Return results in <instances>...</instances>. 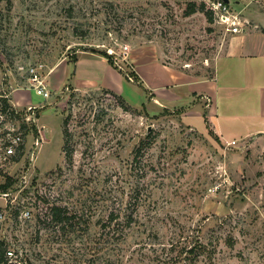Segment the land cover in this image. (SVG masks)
Here are the masks:
<instances>
[{
  "label": "rangeland",
  "instance_id": "obj_1",
  "mask_svg": "<svg viewBox=\"0 0 264 264\" xmlns=\"http://www.w3.org/2000/svg\"><path fill=\"white\" fill-rule=\"evenodd\" d=\"M207 1L0 0V96L21 109L38 106L36 126L46 133L17 206L31 210L19 234L30 264H264V71L249 87L217 96L218 114H233L221 124L234 144L215 138L207 121L202 130L200 117L188 119L191 127L179 110L154 109L133 76L128 82L122 75V98L68 85L82 52L113 51L128 73L123 46L151 52L192 78H213L233 37ZM237 1L249 4L229 0L234 12ZM193 2H203V11L187 14ZM64 61L70 64L62 81ZM32 69L48 99L28 90ZM36 126L22 131L24 151L5 163L0 184L27 167ZM53 205L82 221L63 232L48 221ZM117 206L132 211L135 223L126 228L121 217L113 236L106 219ZM9 225L5 236L16 238ZM193 246L205 252L189 253Z\"/></svg>",
  "mask_w": 264,
  "mask_h": 264
},
{
  "label": "crops",
  "instance_id": "obj_2",
  "mask_svg": "<svg viewBox=\"0 0 264 264\" xmlns=\"http://www.w3.org/2000/svg\"><path fill=\"white\" fill-rule=\"evenodd\" d=\"M258 1L249 0V4L244 5L240 1L236 2L241 6L238 11L242 12V17L249 25L243 33L232 35L225 53L215 62L213 78L198 80L161 63L151 52L130 51L127 62L131 64L140 88L150 96L154 109L179 110L183 122L191 127L195 126L188 119L200 117L204 124L203 112L206 111V121L214 137L219 141H233L227 139L229 131H224L221 124L222 120L233 114L230 111L228 113L227 109L218 114L215 101L219 92L230 94L238 88L249 87L254 74L264 71V0L263 4ZM257 4H261V7ZM74 58L70 70L73 75L68 84L70 87L77 91L102 89L122 98L123 74L106 58L92 52H82ZM68 64L64 61L62 81L69 74ZM136 65L139 66L138 71L143 72L136 73ZM12 101L18 103L14 99ZM263 103L264 94L261 101V113L264 114ZM211 117L215 118V125ZM202 130L207 131L205 124Z\"/></svg>",
  "mask_w": 264,
  "mask_h": 264
},
{
  "label": "built area",
  "instance_id": "obj_3",
  "mask_svg": "<svg viewBox=\"0 0 264 264\" xmlns=\"http://www.w3.org/2000/svg\"><path fill=\"white\" fill-rule=\"evenodd\" d=\"M207 3L214 15L215 22L224 29L225 33L236 35L245 31L248 22L242 17L241 11L234 12L229 4L223 2V0H208ZM128 53V46L121 47V61L123 64L127 63L125 66L126 69L128 67V73L123 72V66L119 65L116 59H113L112 62L113 66L121 74L123 73L127 81L133 82V77L129 74L132 70L131 65L127 62ZM108 54L112 56L113 51H109ZM28 82L30 85L28 90H33L36 95L44 99L49 98V92L38 72L33 69L28 71ZM38 109L39 107L34 105H27L21 109L9 98V95L0 96V174L2 171L4 172L5 163L11 157L17 152L24 151V132L22 131H25L27 126H36L35 112ZM19 122H21V126L17 125ZM36 134L37 136L27 149V167L14 180L11 179L13 177H8L13 181L10 189L5 191L0 189V264H30L27 250L19 244L22 241L19 234L23 232L26 223L31 218V210L26 206H22L17 211V206L19 205L18 200L21 199L24 191L30 186L29 182L34 171L33 166L37 151L46 140L45 131L37 126ZM231 143L234 144V141ZM11 222L17 228L18 234L16 238L8 239L5 234L10 228L9 224Z\"/></svg>",
  "mask_w": 264,
  "mask_h": 264
},
{
  "label": "trees",
  "instance_id": "obj_4",
  "mask_svg": "<svg viewBox=\"0 0 264 264\" xmlns=\"http://www.w3.org/2000/svg\"><path fill=\"white\" fill-rule=\"evenodd\" d=\"M204 7H205V4L203 2H201L199 4H196L194 2L190 3L187 14H192L194 12H202ZM91 52L95 53L94 51H91ZM98 54L101 55L102 57L106 58L109 61V63L113 66L112 56L106 54L105 52H100V51ZM73 59L75 60V58H73ZM130 76H133L134 78H136V76L132 72L130 73ZM136 80H137V78H136ZM204 121L206 122V120H204ZM64 151H65V149H64ZM12 185H13V181L10 178H7L5 183L0 186V189L3 191L8 190L11 188ZM132 206H133V212H135L134 210H136V205L133 204ZM126 210H127V207L122 208L119 206L110 210V212L107 216L106 222L109 226H110V224L113 225L112 230H111V232H113V236L116 233V230H118V228H119V225H118L119 221L118 220L121 217H123L124 221L126 222V224H125L126 228H130L132 226V224L135 223L134 218L132 216V214H133L132 211H131V213L126 215L124 213ZM80 216L81 215L77 216L76 213L70 214L66 207H61V206H57V205H55V206L53 205L47 209V217L49 219L48 220L49 223L59 225L60 228L63 230V232H65L66 227L71 228L72 224L76 223V221L78 222V220H81ZM101 226H103V228H106V225H101ZM70 231H72V229H70ZM122 231H124V230H122ZM118 236H120V235L118 234ZM123 238H124L123 236L119 237V239H123ZM200 249H199V246H197V247L193 246L192 249H189V253H192L194 255H201L205 251L203 248H202V250H200Z\"/></svg>",
  "mask_w": 264,
  "mask_h": 264
},
{
  "label": "water",
  "instance_id": "obj_5",
  "mask_svg": "<svg viewBox=\"0 0 264 264\" xmlns=\"http://www.w3.org/2000/svg\"><path fill=\"white\" fill-rule=\"evenodd\" d=\"M223 2H225V3H227V4H228V3H229V0H223Z\"/></svg>",
  "mask_w": 264,
  "mask_h": 264
}]
</instances>
